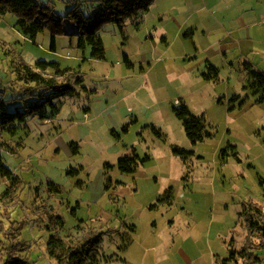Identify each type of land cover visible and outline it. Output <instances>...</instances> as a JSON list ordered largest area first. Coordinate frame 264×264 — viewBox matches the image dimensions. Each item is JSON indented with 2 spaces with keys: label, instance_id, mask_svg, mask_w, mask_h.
Masks as SVG:
<instances>
[{
  "label": "rangeland",
  "instance_id": "obj_1",
  "mask_svg": "<svg viewBox=\"0 0 264 264\" xmlns=\"http://www.w3.org/2000/svg\"><path fill=\"white\" fill-rule=\"evenodd\" d=\"M41 1L66 15L75 1L86 0ZM241 1L225 6L227 24L238 21L234 7ZM197 3L171 0L179 21L156 15L160 6L168 7L158 1L139 26L128 20L122 33L114 23L104 25L96 38L103 59L93 57V46H77L78 24L72 19L63 18L53 50L50 29L25 26L14 13L0 16V40L7 44L0 48V79L14 80L19 57L31 64L58 61L79 70L83 86L91 90L88 98L78 89L47 121L28 117V128L13 138L19 147L0 131L15 148L8 151L0 139V158L24 182L21 201L6 204L1 195L9 178L0 173V239L3 226H23L20 237L31 244L34 264H58L47 250L51 231L42 223L44 205L65 218L63 235L90 227L105 232V255L118 256L102 264H244L238 253L237 261L229 258L246 242L241 213L252 201L264 211L263 93L249 87L238 69L221 70V80L210 83L193 72L197 58L192 59L195 46L188 38L192 21L200 19ZM92 4H84L86 15ZM182 23L187 24L179 32ZM202 32H196L195 41L211 43ZM142 52L153 56L142 62ZM203 53H197L199 59ZM125 54L136 66L134 73ZM184 105L206 117L212 137L194 142L190 119L175 112ZM103 106L112 109L114 120L99 111ZM176 148L193 153L182 157ZM124 157L135 159L134 174L105 169ZM126 222L135 224L136 232L122 226ZM120 226L119 235L106 233ZM258 254L264 258V252Z\"/></svg>",
  "mask_w": 264,
  "mask_h": 264
},
{
  "label": "trees",
  "instance_id": "obj_2",
  "mask_svg": "<svg viewBox=\"0 0 264 264\" xmlns=\"http://www.w3.org/2000/svg\"><path fill=\"white\" fill-rule=\"evenodd\" d=\"M156 0H86L75 1L72 8L66 15L56 12L51 2L41 0H0V16L7 13L16 14L23 24L31 25L36 29H50L52 31V49L56 50V36L63 33L62 20L69 18L78 24V44L80 49L93 46V57L104 58L103 50L97 52L98 42L96 41L98 31L108 23L116 24L120 31H125L126 23L131 20L139 26L145 15L149 12ZM83 4H82V3ZM93 2L90 15L84 13V4ZM7 44L0 40V48ZM19 63H14V80L0 82V131H7L10 139L15 146L21 145L13 140L27 129V119L33 115H39L42 120H49L56 116L65 103V99L78 94V89H83L88 98L91 90L83 86V78L79 70L72 66H63L58 61L38 60L34 64L24 61L19 57ZM124 59L129 63L128 55ZM248 77L249 87L255 88L256 93L262 92L259 98L264 100V72L253 70V65L249 62L244 63ZM203 77L208 81H218L220 70L217 66L209 64ZM240 98V96H236ZM175 112L179 118H189L190 124L195 132V141L205 140L214 135L207 129V121L204 115H194L188 106L184 105L176 108ZM4 134L0 132L2 147L8 151H14V145L4 139ZM4 139V140H3ZM19 143V144H18ZM235 149V146H233ZM176 154L186 157L192 154L181 148L174 149ZM117 168L120 172L134 174L136 172L135 159L124 157L118 163H106L105 169L113 170ZM0 173L8 176L7 188L2 192L1 199L4 203L20 202V190L24 182L14 177L13 171L4 165L0 158ZM110 181V178L108 177ZM264 184V182H262ZM55 190L59 189V185ZM44 216H41L45 228L51 231L49 237L48 254L57 260L58 264H102L103 261L110 262L114 255H105L103 248V231L95 228H82L80 232L63 235L66 228V220L62 215L55 213V208L44 205ZM244 218L246 228V242L244 247L237 252L231 250L232 256L229 259L237 261V255L243 259L244 264H262L263 258L258 251L264 250V211L263 207L256 202H250L241 213ZM131 233L136 232L135 224L123 223ZM122 226L110 229L106 233L119 235ZM21 229L23 226L2 227V238L0 239V264H34L29 259L31 244L21 240ZM129 234V232H126ZM130 235V234H129ZM238 253V254H237ZM227 260H225V264Z\"/></svg>",
  "mask_w": 264,
  "mask_h": 264
},
{
  "label": "crops",
  "instance_id": "obj_3",
  "mask_svg": "<svg viewBox=\"0 0 264 264\" xmlns=\"http://www.w3.org/2000/svg\"><path fill=\"white\" fill-rule=\"evenodd\" d=\"M158 1L159 3L163 1V3L168 6L165 8L168 9H165L163 7L161 8L159 4L160 9L158 6L157 7L160 11L156 15H159L160 13L161 16L167 15L168 19L174 18V20L176 19L177 21H179L177 17L178 15L174 14V12H178V9L170 7L171 0H156L152 7L157 4ZM195 1L198 2L197 6L199 5L195 10L199 13L200 19L198 21H192V27H190L192 32L191 35H189L190 38L186 36V38L190 39L195 46L194 52L196 55L194 54V57L192 59L197 58V62L195 70H193V72L198 71V73L203 76V73L207 70L208 65L213 64L219 68L220 75L221 70L228 71L232 74L236 69L245 72L243 74H246V70L244 67L245 62L251 63L253 65V70L264 72V0H240L241 3H236V6L234 7V10H238L237 12L239 13L238 21L235 23L229 22L230 24H227L229 21L228 16L230 13L225 12L227 9L225 8V6L236 2V0H214L212 3L210 2V0ZM242 7H246L244 11L239 10ZM171 12H173V14ZM243 12H248L251 15L249 16V14H246L245 19L240 15V13ZM220 14H222V17H219ZM187 20L188 18L185 19V21ZM163 22L164 21H162V25ZM224 22H226V24ZM184 24L187 23L181 24L179 32H182L181 29L184 28ZM199 29L203 30L202 33L205 36H210L211 43L204 45L202 43L199 44L195 41V38L197 37L196 32ZM167 39L168 38L164 36V40L166 43H168ZM200 50L204 52L203 59H199L200 56H197V53H199ZM210 51L213 52V55H205ZM151 54L142 52L141 61L145 63L149 61L150 57L153 56V53ZM128 59V67L129 69H132V72L134 73L136 66L134 63H131L129 56ZM149 64L151 66L150 62ZM1 74L2 77L5 78L8 76L7 74H4V71ZM145 77L147 80V76ZM220 80L221 79H219L218 81ZM1 81L4 82L5 80L1 78L0 82ZM205 81L209 83L213 82L208 80ZM93 88L97 90L95 86ZM1 90L2 88H0V95ZM114 108L116 109V106ZM110 109L111 108L103 106L102 108H99V111H101L103 114H109L110 117L114 120V116L111 114L112 109ZM88 110H91V108H89ZM261 252H264V250L260 251V253ZM124 261L127 262L128 259H125ZM262 264H264V258Z\"/></svg>",
  "mask_w": 264,
  "mask_h": 264
}]
</instances>
